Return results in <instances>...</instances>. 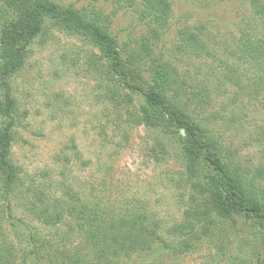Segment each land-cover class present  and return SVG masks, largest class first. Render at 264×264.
<instances>
[{
	"label": "rangeland",
	"instance_id": "374dc122",
	"mask_svg": "<svg viewBox=\"0 0 264 264\" xmlns=\"http://www.w3.org/2000/svg\"><path fill=\"white\" fill-rule=\"evenodd\" d=\"M53 1L104 20L125 55L132 49L152 46L154 56L164 58L182 79L177 102L186 119L232 151L246 175L260 173L264 181V72L256 73L233 54L243 20L252 15L248 3L169 0L168 24L165 28L156 24L155 28L147 23L139 4ZM181 31H195L205 48L195 52L182 44ZM29 54L25 68L12 81L21 120L14 131L11 157L25 181L54 185L62 180L82 195L95 190L100 201L116 207L141 200L162 219V241L155 245L160 248L173 241L166 230L181 220L186 189L176 186L181 167L175 147L171 145L170 154L160 161L153 156L157 136L162 142L163 138L140 122L141 97L116 81L110 82L108 57L82 33L50 26L48 34L30 45ZM233 62L239 68L226 66ZM138 67H145L142 71L150 77L148 66ZM230 75L235 78L230 80ZM260 84L263 91L257 90ZM110 87L118 95L116 102L108 98ZM52 191L59 194L63 189L59 185ZM10 205L12 216L4 218L2 228L17 243L19 253L27 249L30 228L38 229L49 240L64 235L68 228L66 224L46 226L36 221L30 215L28 198L21 194L12 198ZM220 255L214 243L204 240L187 254L160 249L137 257L133 264L240 263L235 259L241 255L236 244L226 257ZM244 256L242 253L247 260ZM28 262L37 264L32 258Z\"/></svg>",
	"mask_w": 264,
	"mask_h": 264
},
{
	"label": "trees",
	"instance_id": "16d2710c",
	"mask_svg": "<svg viewBox=\"0 0 264 264\" xmlns=\"http://www.w3.org/2000/svg\"><path fill=\"white\" fill-rule=\"evenodd\" d=\"M113 1L142 5L151 26L165 28L168 24L172 8L169 0ZM242 1L248 3L252 15L243 20L233 54L256 73L264 72V0ZM1 13L0 21H4L0 35V264H29L30 258L37 264H133L137 257L150 256L160 249L187 254L204 240L214 243L222 257L236 244L241 254L236 256L240 261L236 264H264V181L260 173L246 175L232 151L200 125L186 119L177 102L182 79L164 58L154 56L152 46L132 49L125 55L104 20L93 19L88 11L53 0H0ZM50 26L84 34L108 57L110 82L116 81V85L141 97L140 122L163 138L162 142L157 136L152 149L156 161L170 154L171 145L175 147L181 167L176 186L186 189V205L180 222L166 230L173 241L162 247L155 245L162 241V219L143 201L131 200L116 207L114 203L100 201L95 190L88 196L82 195L62 180L54 185L48 181L29 183L13 162L12 142L21 112L12 81L26 66L30 45L48 34ZM180 33L181 43L188 48L195 52L205 48L204 40L195 31ZM139 64L148 66L150 77L144 75L145 67H138ZM226 66L239 68L234 62ZM109 89V100L116 102L117 93L113 87ZM257 90L263 91L262 84ZM59 185L63 191L56 194L52 188ZM18 194L28 198L30 215L39 223L66 224L64 235L49 240L38 229L30 228L27 249L19 253L17 243L2 228L4 218L12 216L11 199ZM242 253L247 260L241 257Z\"/></svg>",
	"mask_w": 264,
	"mask_h": 264
},
{
	"label": "water",
	"instance_id": "95a60500",
	"mask_svg": "<svg viewBox=\"0 0 264 264\" xmlns=\"http://www.w3.org/2000/svg\"><path fill=\"white\" fill-rule=\"evenodd\" d=\"M181 133H182V135H184V136L186 135L185 130H183V129L181 130Z\"/></svg>",
	"mask_w": 264,
	"mask_h": 264
}]
</instances>
